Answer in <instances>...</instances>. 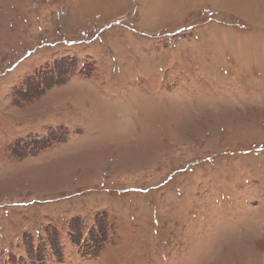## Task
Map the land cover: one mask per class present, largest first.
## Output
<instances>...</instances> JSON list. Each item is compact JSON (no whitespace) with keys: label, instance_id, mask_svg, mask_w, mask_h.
Masks as SVG:
<instances>
[{"label":"rangeland","instance_id":"374dc122","mask_svg":"<svg viewBox=\"0 0 264 264\" xmlns=\"http://www.w3.org/2000/svg\"><path fill=\"white\" fill-rule=\"evenodd\" d=\"M0 264H264V0H0Z\"/></svg>","mask_w":264,"mask_h":264}]
</instances>
